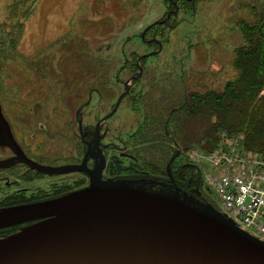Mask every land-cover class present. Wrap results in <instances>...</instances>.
Returning <instances> with one entry per match:
<instances>
[{
    "label": "rangeland",
    "instance_id": "1",
    "mask_svg": "<svg viewBox=\"0 0 264 264\" xmlns=\"http://www.w3.org/2000/svg\"><path fill=\"white\" fill-rule=\"evenodd\" d=\"M263 1L194 0L185 7L180 0H39L14 50L1 39L13 56L0 60V160L22 154L49 166L93 168L95 153L102 154L94 148L95 125L130 80L100 125L106 165L99 183L223 214L206 182L211 163L203 158L196 165L189 155L194 147L205 150L198 140L207 121L189 118L180 128L177 120L186 114L178 107L189 91L220 90L236 75L240 23H250ZM169 10L175 12L167 17ZM164 18L142 40L143 29ZM176 165L194 166L188 183L176 179ZM152 179L161 184H143ZM89 182L78 171L52 175L18 162L0 166V211L18 207L6 206L16 196H37L38 203L52 199L55 188H70L68 194ZM34 220L0 226V240Z\"/></svg>",
    "mask_w": 264,
    "mask_h": 264
},
{
    "label": "water",
    "instance_id": "2",
    "mask_svg": "<svg viewBox=\"0 0 264 264\" xmlns=\"http://www.w3.org/2000/svg\"><path fill=\"white\" fill-rule=\"evenodd\" d=\"M15 162L52 175L83 172L90 182L78 192L0 211V226L16 217L41 219L0 240V264H264V241L212 209L180 206L158 192L109 188L98 171L80 164L49 166L15 154L0 166Z\"/></svg>",
    "mask_w": 264,
    "mask_h": 264
},
{
    "label": "trees",
    "instance_id": "3",
    "mask_svg": "<svg viewBox=\"0 0 264 264\" xmlns=\"http://www.w3.org/2000/svg\"><path fill=\"white\" fill-rule=\"evenodd\" d=\"M38 1L0 0V8L3 9V14L0 13L2 17L0 19V60H7L13 56L11 52L4 51L2 36L8 40L5 48L14 50L24 32L25 21ZM181 1L185 7H188L194 0ZM252 16L254 17L250 23L243 20L239 26L243 43L234 49L233 66L236 75L227 80L220 90L189 91L186 100L182 98L179 104L178 111L186 114L185 118L181 119L180 116L177 120V126L180 124V128L184 124L183 121L189 118H201L207 121L198 140V146L205 151L215 149L221 140V132H224L227 136L241 134L242 146L245 149L264 154V95L261 93L264 89V1ZM162 23L164 22H160L159 25ZM154 25H151L149 29ZM120 166V170H127L121 164ZM193 167L176 165L173 174L177 180L186 184L188 182L184 179ZM60 187L55 188L49 197L65 194L70 189ZM34 199L39 197L16 196L6 206L27 204L23 202Z\"/></svg>",
    "mask_w": 264,
    "mask_h": 264
},
{
    "label": "built area",
    "instance_id": "4",
    "mask_svg": "<svg viewBox=\"0 0 264 264\" xmlns=\"http://www.w3.org/2000/svg\"><path fill=\"white\" fill-rule=\"evenodd\" d=\"M219 145L211 152L194 147V164L209 160L214 171L206 182L215 190L222 215L235 226L264 241V154L242 146V135L221 132Z\"/></svg>",
    "mask_w": 264,
    "mask_h": 264
},
{
    "label": "flooded vegetation",
    "instance_id": "5",
    "mask_svg": "<svg viewBox=\"0 0 264 264\" xmlns=\"http://www.w3.org/2000/svg\"><path fill=\"white\" fill-rule=\"evenodd\" d=\"M175 8H176V12H177V10H178V6H177V2H176V5H175ZM173 12H175V10L173 11V10H169L168 11V13H167V17H168V15L170 16V14L171 13H173ZM165 22L166 21V18H164V19H161V20H158L156 23H154V24H159L160 22ZM154 24H152V25H154ZM147 27V26H146ZM145 27V28H146ZM144 28V29H145ZM150 27H148V29H149ZM143 29V30H144ZM148 29L144 32V33H147V31H148ZM143 32V31H142ZM144 33H141V38L143 37L144 38ZM143 38H142V40H143ZM131 78H133V76L131 77ZM135 78V77H134ZM130 81V80H129ZM128 89H129V86H128ZM114 107V106H113ZM113 109V108H112ZM111 109V110H112ZM110 110V111H111ZM109 111V112H110ZM107 114V113H106ZM105 114V115H106ZM105 115H103V116H105ZM113 115V114H112ZM102 116V117H103ZM101 117V118H102ZM110 117V116H109ZM108 117V118H109ZM100 118V119H101ZM99 119V120H100ZM107 119V118H106ZM105 119V120H106ZM99 120L97 121V123L99 122ZM104 120V121H105ZM104 121H102L100 124H99V126H98V130H96V125H97V123H96V125H95V133H96V136H97V140L95 141V146H94V148L96 149L97 148V152H102V154H99V153H95V157H97L95 160H94V166H93V168H90V169H93V170H95V171H98L97 172V179L99 178V174L101 173V171L104 169V167H105V165H106V157H104V151H105V144H102L101 143V140H102V138H104V135L105 134H99V132H100V125L104 122ZM80 135H85L84 134V132H83V129H81L80 128ZM98 146V147H97ZM102 148V150H100L99 151V149L98 148ZM15 155V154H14ZM10 156H13V154H11V155H9V156H7L6 158H8V157H10ZM94 157V158H95ZM29 158V157H28ZM29 159H31V158H29ZM32 160H34V159H32ZM34 161H36V160H34ZM36 162H38V161H36ZM16 163V162H15ZM39 163V162H38ZM24 164V163H23ZM41 164V163H40ZM67 164H77V163H67ZM61 165H64V164H61ZM57 166H60V165H57ZM89 168V167H88ZM127 168V170L129 169V167H126ZM106 169V168H105ZM70 173V172H69ZM83 173V172H82ZM64 174V173H63ZM84 174H86V173H84ZM57 175V174H56ZM87 176H88V174H86ZM89 177V176H88ZM89 180H90V178H89ZM143 184H145V185H149V184H153L154 186H158L159 184H161V181H159V180H155V179H152L151 181H149V180H146V181H143ZM56 197H58V196H56ZM51 198H55V197H51ZM37 200H39V199H34V200H32V201H30V202H34V201H37ZM30 202H23V203H27V204H30ZM18 204H20V203H18ZM14 205V204H13ZM24 205V204H23ZM39 220H41V219H35L34 221H31V222H29L28 224H32V223H34V222H36V221H39ZM27 224V225H28Z\"/></svg>",
    "mask_w": 264,
    "mask_h": 264
},
{
    "label": "bare ground",
    "instance_id": "6",
    "mask_svg": "<svg viewBox=\"0 0 264 264\" xmlns=\"http://www.w3.org/2000/svg\"><path fill=\"white\" fill-rule=\"evenodd\" d=\"M33 218L34 216H22V217L11 218L5 221L4 224L25 222Z\"/></svg>",
    "mask_w": 264,
    "mask_h": 264
},
{
    "label": "crops",
    "instance_id": "7",
    "mask_svg": "<svg viewBox=\"0 0 264 264\" xmlns=\"http://www.w3.org/2000/svg\"><path fill=\"white\" fill-rule=\"evenodd\" d=\"M263 95H264V89L262 90V92H261Z\"/></svg>",
    "mask_w": 264,
    "mask_h": 264
}]
</instances>
